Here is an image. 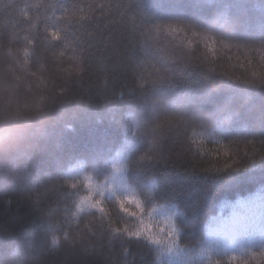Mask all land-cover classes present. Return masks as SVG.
<instances>
[{
	"label": "trees",
	"instance_id": "trees-1",
	"mask_svg": "<svg viewBox=\"0 0 264 264\" xmlns=\"http://www.w3.org/2000/svg\"><path fill=\"white\" fill-rule=\"evenodd\" d=\"M262 57L264 0H0V264H264Z\"/></svg>",
	"mask_w": 264,
	"mask_h": 264
},
{
	"label": "snow or ice",
	"instance_id": "snow-or-ice-1",
	"mask_svg": "<svg viewBox=\"0 0 264 264\" xmlns=\"http://www.w3.org/2000/svg\"><path fill=\"white\" fill-rule=\"evenodd\" d=\"M98 7H103V5H98ZM170 31L175 32L176 29L171 28ZM194 35H195V33H194ZM47 36L50 37L52 42H60L61 41V35L58 31H51L50 30L47 32ZM201 41L204 43V45H205V47L209 53H214L216 41L213 38H211L209 36H201ZM188 47L189 48L192 47L191 41H189ZM222 47L227 48V47H229V45L227 43H224V44H222ZM25 54H27V53H25ZM60 55L63 56L64 52H61ZM262 58H264V57H262ZM229 59H232V58L229 57ZM253 75L255 76V75H257V73L254 72ZM249 143H252V142H249ZM261 157L264 158V153H262ZM224 167L226 169L235 170V168H233V164H225ZM85 179L87 180L88 178L86 177ZM68 187H75V185H68ZM116 203H117V205H118V207L122 213H125L128 216H137L138 215V213L132 212L129 209V207H127V205L135 204L137 209H139L140 208L139 201H136V200L131 199V198H124V199H117ZM96 207H98L100 211H106L103 207L100 206V202H97ZM240 219H237L236 221H234L233 227L239 222ZM129 235L139 237L141 235V232L138 231L136 233H129ZM148 239L152 240L153 242H158L155 237H148ZM257 256H264V248H262L260 250V252L254 253L252 255V259L254 260ZM217 264H219V262H217ZM227 264H237V258L235 256L229 257Z\"/></svg>",
	"mask_w": 264,
	"mask_h": 264
},
{
	"label": "clouds",
	"instance_id": "clouds-1",
	"mask_svg": "<svg viewBox=\"0 0 264 264\" xmlns=\"http://www.w3.org/2000/svg\"><path fill=\"white\" fill-rule=\"evenodd\" d=\"M127 207H129V208H130V207H132V205H127ZM117 209H118V211H119V212H121V211H120V209H119V207H117ZM133 210H134V209H133ZM121 213H122V212H121ZM176 235H177V238H178V232H177V234H176Z\"/></svg>",
	"mask_w": 264,
	"mask_h": 264
}]
</instances>
